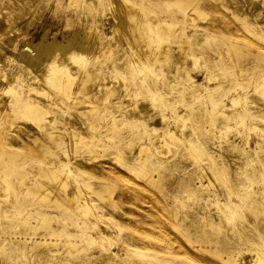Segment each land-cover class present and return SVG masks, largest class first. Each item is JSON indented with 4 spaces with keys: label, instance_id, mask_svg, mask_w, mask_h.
Segmentation results:
<instances>
[{
    "label": "rangeland",
    "instance_id": "374dc122",
    "mask_svg": "<svg viewBox=\"0 0 264 264\" xmlns=\"http://www.w3.org/2000/svg\"><path fill=\"white\" fill-rule=\"evenodd\" d=\"M129 1L151 24L158 59L145 39L131 33L128 46L113 28L123 0H0V182L14 189L0 194V264H261L264 121L238 115L250 107L264 119L254 91L264 83V0ZM70 41L78 58L63 66L42 48ZM66 74L80 93L54 84ZM235 93L246 100L230 106ZM27 103L43 117L27 116ZM179 122L181 142L162 133L154 146L144 131ZM141 144L153 152L146 177ZM68 176L82 185L58 207Z\"/></svg>",
    "mask_w": 264,
    "mask_h": 264
},
{
    "label": "bare ground",
    "instance_id": "6f19581e",
    "mask_svg": "<svg viewBox=\"0 0 264 264\" xmlns=\"http://www.w3.org/2000/svg\"><path fill=\"white\" fill-rule=\"evenodd\" d=\"M176 1V0H175ZM114 2V1H113ZM118 3V2H117ZM118 4H120V8H121V10L118 8L119 7V5L117 6L116 5V7H113V9H115L116 11H117V22H116V25L115 26H113V28L115 29V27H116V29H117V31L121 34H123L124 35V38H125V36H126V38H127V41H128V46H130V45H132V42H133V40H131L130 38H129V34H134V36L136 37V39H138V38H140V39H145V41H146V47H150V44L152 45V41L153 42H155V40H154V37H153V39H152V37H150V34L152 33V27L149 25V23L147 22V20H145V18L143 17V16H140V15H137V13L136 12H138L139 10L137 9V7L134 5V4H132L129 0H123V2L121 3H118ZM174 4H176L175 2H174ZM188 10V9H187ZM193 11H194V9H193ZM192 11V12H193ZM185 12V11H184ZM115 13V12H114ZM144 14V13H143ZM115 18V17H114ZM127 19V20H126ZM239 19V18H238ZM115 20V21H116ZM130 23H132L131 24V30L130 31H128L129 30V28H127V26H129V24ZM133 23H135V24H133ZM152 23V22H151ZM166 24V25H168V24H170V26L171 25H174V22H170V21H165V20H162V21H159L158 22V24ZM128 24V25H127ZM178 24V23H177ZM162 25H160V27H161ZM165 26V25H164ZM176 27L178 26V25H175ZM163 27V26H162ZM161 27V28H162ZM180 27V26H179ZM89 28V27H88ZM167 28V27H166ZM159 30H161V29H159ZM116 31V30H115ZM89 33V32H88ZM174 34V33H173ZM181 34V33H180ZM183 34V33H182ZM184 34H185V32H184ZM123 35L121 36V37H123ZM87 36H88V34H87ZM153 36V35H152ZM182 36V35H181ZM120 37V38H121ZM158 37V36H157ZM186 36H184V38H185ZM187 37H188V35H187ZM86 38H88V37H86ZM86 38H85V40H86ZM134 38V37H133ZM121 39H123V38H121ZM139 40V39H138ZM185 40V42H186V38L184 39ZM89 41V40H88ZM251 41V40H250ZM80 42V41H79ZM84 43H86V42H84ZM134 43V42H133ZM141 43H143V42H141ZM187 43V42H186ZM89 44V43H88ZM88 44H87V46H88ZM140 44V43H139ZM160 44H162V43H160ZM181 44H183V43H181ZM253 44V43H252ZM72 45H73V43H72V41H70L69 43H68V45L67 46H64L62 43H56V42H46V43H44L43 45H42V48H43V50H47V51H50V52H52V53H58V54H60L61 55V57L63 58V60H62V62H59L60 64H58V65H56V66H60L61 64V66H63V64L64 63H66L67 61L68 62H70V61H73V58H78L77 56L78 55H75L76 54V52L74 53L72 50ZM85 45V44H84ZM141 45V44H140ZM139 45V46H140ZM143 45V44H142ZM142 45H141V47H142ZM256 45V44H255ZM259 45V44H258ZM86 46V45H85ZM138 46V45H137ZM154 46V45H153ZM39 47H41V46H39ZM135 47V46H134ZM144 47V46H143ZM145 47V48H146ZM179 47V46H178ZM80 48V47H79ZM85 47H83V49H84ZM123 48V47H122ZM121 48V49H122ZM125 48H126V46H125ZM130 48V47H129ZM157 48V47H156ZM263 48V47H262ZM81 49V48H80ZM144 49V48H143ZM143 49H141V50H143ZM147 49V48H146ZM85 50H87L88 51V49H86L85 48ZM126 50H127V48H126ZM180 50H181V52L179 53L180 54V58L182 57V59H183V61H184V59H185V57L186 56H188L189 54H188V52H187V50H186V48H184V47H182V45H181V47H180ZM263 50H264V48H263ZM125 51V50H124ZM137 51H139V49H137ZM147 51V52H146ZM145 52H146V55L148 56V57H152L153 56V58H155V59H158L161 55H163L164 53L160 50V52L158 51V52H156V51H154V47H151V48H149V49H147ZM124 53V52H123ZM125 53H126V51H125ZM126 54H128V52L126 53ZM178 54V55H179ZM133 55V54H132ZM135 55V54H134ZM79 56H81V55H79ZM122 56H124V54L122 55ZM130 56H131V54H130ZM146 56V57H147ZM128 57V56H127ZM167 57V56H166ZM81 58V57H80ZM144 58V57H143ZM162 58V57H161ZM119 59V58H118ZM144 60V59H143ZM147 62V61H146ZM145 63V62H144ZM53 67L55 68V66L53 65ZM86 67V66H85ZM148 67V66H147ZM229 68V67H228ZM145 69V68H144ZM229 69H231V68H229ZM149 70V69H148ZM147 70V71H148ZM77 74V73H76ZM232 74V73H231ZM234 74V73H233ZM64 75V74H63ZM51 76V75H50ZM86 76L88 77V76H90V73L89 72H87L86 73ZM76 77H78V76H76ZM76 77H75V75H69V74H66V76L64 77L65 79H62V77H59V78H57L56 79V77L54 78L55 80H53L54 81V84L57 86V87H61V86H66L67 84H70V86L69 85H67L68 87L66 88V89H68L69 91V95H70V93L72 92H74V93H76V94H78V93H80L81 92V90H83V85L81 86V84H82V82L80 83V81H79V83L76 85V86H73L74 85V82L76 81ZM251 78V77H250ZM50 79V78H49ZM236 80V79H235ZM50 81V80H49ZM52 81V80H51ZM213 81V80H212ZM51 83H53V82H51ZM76 84V83H75ZM205 86V85H204ZM203 86V87H204ZM70 87V88H69ZM34 89V88H33ZM254 91H256V92H259L260 94L262 93L263 95H264V83H262L256 90H254ZM36 92V91H35ZM149 92H151V89L149 90ZM148 92V93H149ZM211 92V91H210ZM206 93V92H205ZM151 94H153L152 92H151ZM236 94V93H235ZM156 95V94H155ZM158 95V94H157ZM244 95V94H243ZM129 96V95H128ZM152 96V95H151ZM232 97H230L231 99H230V106H236V104H238L239 102H241V101H245L246 99H245V97H243L241 94H236V95H231ZM70 97H71V95H70ZM160 97V96H159ZM85 98V97H84ZM83 98V99H84ZM154 98H155V96H154ZM153 98V99H154ZM157 98V97H156ZM205 98V97H204ZM208 104V103H207ZM238 106V105H237ZM242 106H243V108H245L246 107V104L244 103V104H242ZM218 107H220V106H218ZM97 108V107H96ZM96 108H94V109H96ZM24 113L27 115V116H29V117H40L41 115H42V113H43V108H41V106L39 105V104H36V103H27L25 106H24ZM45 112V111H44ZM185 114V113H184ZM23 115V114H22ZM41 117H43V116H41ZM186 117V116H185ZM188 117V116H187ZM34 118V119H35ZM247 119L249 122L250 121H252V122H250L251 124L252 123H254V122H256V123H258L259 122V124L262 122V121H264V119L263 118H260V117H258L255 113H254V111L252 110V109H250V107H246V114H244L243 112L242 113H240L239 115H238V120L240 121V119ZM31 119V118H30ZM44 119V118H43ZM41 120V121H44V120ZM33 120V119H32ZM198 120V119H197ZM36 121V120H35ZM37 121H39V119L37 120ZM41 121H39L40 123H41ZM245 121V120H244ZM94 123V122H93ZM92 123V124H93ZM138 124V128H140V129H142V125H140L141 124V120L140 121H138L137 122ZM180 123V122H179ZM177 123V124H175L171 129H169L168 131L167 130H164V131H166V132H162V128L161 127H153V128H148V129H145L144 131H145V134L147 135V138L150 140V142H152L153 144L152 145H154V146H156L157 145V140H158V138L161 140V137L163 138V134L162 133H164V136H166L167 134H170L169 136H171V135H173V137H172V139H174V140H180V142L183 140V133H184V128H185V126H184V123ZM242 123V122H241ZM242 125H243V123H242ZM250 125V124H249ZM249 125H248V127H249ZM255 125V124H254ZM253 125V126H254ZM244 126H245V122H244ZM250 126H252V125H250ZM261 126V125H260ZM258 127V126H257ZM262 127V126H261ZM44 128H45V126H44ZM146 128V127H145ZM251 127H249V129H250ZM252 128H254V127H252ZM242 129V128H241ZM245 129H246V127H245ZM258 131V130H257ZM247 132H248V130H247ZM259 132V131H258ZM159 133H160V137H159ZM251 134H253V133H251ZM260 134V133H259ZM187 138H189V137H187ZM263 138H264V136H263ZM262 139V138H261ZM159 140V141H160ZM160 142H162V140L160 141ZM171 145H173V144H171ZM238 145V144H237ZM187 147V146H186ZM118 148V147H117ZM150 148H151V146H149V145H146V144H141V146L139 147V155H137L136 156V158H135V160H136V162L139 164V166H141V168H142V171H143V175L146 177V175H147V173L149 172V167H148V161H149V157H150V155H152L153 154V152L151 153V151H150ZM188 150H190V151H192L193 153H190V154H193V155H191V156H194L195 158H198L199 157V155H200V152L197 150V149H195V147H194V144H191V145H189L188 147ZM244 152V151H243ZM169 153V152H168ZM202 156V155H201ZM113 157H114V155H113ZM109 158L108 160H113L114 158ZM89 158V157H88ZM116 158V157H115ZM193 158V157H192ZM157 161H159V160H157ZM157 163H160V162H157ZM107 165V164H106ZM110 165V164H109ZM158 166H159V164H157ZM215 165V164H214ZM113 166V165H112ZM110 168V167H109ZM115 168V167H114ZM111 169V168H110ZM116 169V168H115ZM115 169H113V170H115ZM118 170V169H117ZM153 171V170H152ZM115 172V171H114ZM223 172V171H222ZM225 172V171H224ZM69 173H70V171H69ZM57 174V173H56ZM78 174V173H77ZM138 174H140V173H138ZM158 174V173H157ZM53 175V174H52ZM70 175V174H69ZM127 175V174H126ZM140 176V175H139ZM142 176V175H141ZM78 177V176H77ZM101 177H103V176H101ZM105 177V176H104ZM124 177V176H123ZM126 177V176H125ZM137 177V176H136ZM159 177V176H158ZM107 177H105V179H106ZM130 178V177H129ZM139 178V177H138ZM143 178V177H142ZM107 179H109V178H107ZM133 180V179H132ZM143 181H144V179H143ZM160 181V180H159ZM227 181V180H226ZM5 184L4 183H2V182H0V194L2 195H9L10 196V194L14 191V189H13V185H12V183L11 182H9L8 180L6 181L5 180ZM150 182V181H149ZM153 182V181H152ZM139 184V183H138ZM82 184H81V182H78L76 179H73L71 176H68L67 178L65 177V178H63L61 181H59V183H58V188H59V192H60V194H61V196L60 197H58V196H54L53 197V201L56 203V205L58 206V207H64V208H66L70 203H72V202H76L75 201V198H76V195H77V193L78 192H76L77 191V189L78 188H80V186H81ZM140 185H143L142 183L140 184ZM11 187H12V190H11ZM14 187H15V185H14ZM42 188V187H41ZM83 188V187H82ZM85 190H88V191H91L93 188L90 186V185H86L85 186ZM231 188V187H230ZM129 189V188H128ZM9 190H11L10 192H9ZM76 190V191H75ZM51 191V190H50ZM34 192V191H33ZM85 192V191H84ZM31 193V192H30ZM150 193V192H149ZM251 193H253V194H256L255 192H251ZM29 194V193H28ZM32 194V193H31ZM34 194V193H33ZM50 194H53V193H50ZM139 194V193H138ZM141 194H142V192H141ZM143 195V194H142ZM250 195H252V194H250ZM149 197V196H148ZM147 197V198H148ZM51 198V197H50ZM245 199H247V200H245V201H247V202H249V205H251V204H255V205H257V204H259L258 203V201L257 200H255V199H250L249 200V198L247 197V198H245ZM52 201V202H53ZM87 202V201H86ZM147 202V201H146ZM149 202V201H148ZM236 202V201H235ZM234 202V203H235ZM85 203V202H84ZM242 203V202H241ZM246 203V202H245ZM87 204V203H86ZM239 204V203H238ZM71 205V204H70ZM249 205H247L246 207L247 208H249L250 206ZM87 206V205H86ZM251 207H252V205H251ZM236 211H233L234 212V214H237V213H239L240 211H241V207L239 206V205H237L236 206ZM89 209V208H88ZM252 209V208H251ZM256 209V208H255ZM246 210V209H245ZM92 211V210H91ZM257 211H259L258 209H257ZM87 212V211H86ZM90 213V212H89ZM223 214V213H222ZM99 217H101V216H99ZM82 223V222H81ZM50 224H48V226H49ZM47 226V225H46ZM48 226L46 227L47 229H48ZM44 227V226H43ZM61 228V227H60ZM100 228V227H99ZM219 228V227H218ZM63 229V228H62ZM65 229V228H64ZM67 229V228H66ZM52 229L50 228V230L49 231H51ZM52 232L55 234V233H57L56 231H54V230H52ZM51 232V233H52ZM60 232V231H59ZM63 232V231H62ZM61 234V233H60ZM63 234V233H62ZM53 235V234H52ZM103 238V237H102ZM159 239V238H158ZM161 239V238H160ZM42 240H44V239H42ZM92 240V239H91ZM95 240V239H94ZM217 241V240H216ZM48 243V242H47ZM100 243V242H99ZM37 244V243H36ZM77 244V243H76ZM102 244V243H101ZM93 245H95L96 246V244H93ZM70 247V246H69ZM101 247V246H100ZM99 248V247H98ZM105 249V248H104ZM195 249V248H194ZM209 249V248H208ZM125 250V249H124ZM129 251H132L131 249H128ZM196 250V249H195ZM135 251V250H134ZM133 251V252H134ZM55 252V251H54ZM136 252V251H135ZM134 252V253H135ZM187 252V251H186ZM199 252V251H198ZM138 253H140V252H138ZM183 253V252H182ZM142 254V253H141ZM184 254V253H183ZM187 254V253H186ZM144 255H146L145 253H144ZM189 255H190V253H189ZM192 255H194V254H192ZM192 255H190V256H192ZM142 256H143V254H142ZM189 257V256H188ZM189 258H191V257H189ZM188 258V259H189ZM194 258V257H193ZM194 260V259H193ZM197 260V259H196ZM195 261V260H194ZM258 261H260L261 262V264L262 263H264V257L262 258V257H259L258 258ZM200 264H202V263H200ZM208 264V263H207Z\"/></svg>",
    "mask_w": 264,
    "mask_h": 264
}]
</instances>
